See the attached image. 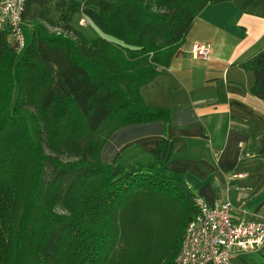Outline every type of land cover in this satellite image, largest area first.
<instances>
[{"label":"trees","instance_id":"16d2710c","mask_svg":"<svg viewBox=\"0 0 264 264\" xmlns=\"http://www.w3.org/2000/svg\"><path fill=\"white\" fill-rule=\"evenodd\" d=\"M226 1L26 0L30 42L16 52L0 32V264H174L197 196L153 166L104 163L100 151L122 126L169 121L140 89L204 7ZM240 64L264 100V52ZM171 145L152 153L163 163Z\"/></svg>","mask_w":264,"mask_h":264},{"label":"crops","instance_id":"0c3cea01","mask_svg":"<svg viewBox=\"0 0 264 264\" xmlns=\"http://www.w3.org/2000/svg\"><path fill=\"white\" fill-rule=\"evenodd\" d=\"M197 44L210 46L205 58L194 55ZM258 52H264V0L204 7L181 51L140 89L145 103L169 111V121L120 127L104 143L101 161L118 159L126 171L153 166L209 206L228 198L235 220L264 217V154L258 153L264 100L251 93L253 74L240 64ZM164 139L172 145L161 163L152 148ZM231 264H264V246Z\"/></svg>","mask_w":264,"mask_h":264},{"label":"built area","instance_id":"2783aa9c","mask_svg":"<svg viewBox=\"0 0 264 264\" xmlns=\"http://www.w3.org/2000/svg\"><path fill=\"white\" fill-rule=\"evenodd\" d=\"M25 2L0 0V32L8 31L16 52L25 46L21 31ZM80 23L85 26L87 20L81 17ZM209 50L208 44L193 46L194 55L202 58ZM196 206V215L185 227L174 264H231L233 257L264 246V217L252 214L251 219L235 220L228 198L209 206L197 197Z\"/></svg>","mask_w":264,"mask_h":264},{"label":"rangeland","instance_id":"374dc122","mask_svg":"<svg viewBox=\"0 0 264 264\" xmlns=\"http://www.w3.org/2000/svg\"><path fill=\"white\" fill-rule=\"evenodd\" d=\"M81 19V18H80ZM80 19H79V24L81 25L80 23ZM74 22L78 25V16H75V19H74ZM86 33H92V29L90 28H82ZM21 31H22V36H23V40H24V44L25 46L30 42V39H31V27L29 26V24L27 23H23L21 24ZM51 31H54V32H60L59 29H53ZM147 207H148V203L147 202H144ZM161 227V226H160ZM162 228V227H161Z\"/></svg>","mask_w":264,"mask_h":264}]
</instances>
